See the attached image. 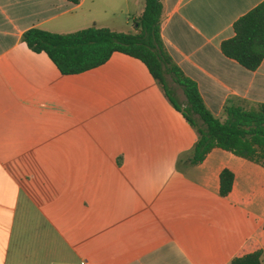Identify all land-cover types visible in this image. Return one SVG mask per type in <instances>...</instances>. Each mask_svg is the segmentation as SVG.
Segmentation results:
<instances>
[{
	"label": "crops",
	"instance_id": "1",
	"mask_svg": "<svg viewBox=\"0 0 264 264\" xmlns=\"http://www.w3.org/2000/svg\"><path fill=\"white\" fill-rule=\"evenodd\" d=\"M263 0H161L173 62L223 118L227 99L264 102V59L220 48ZM144 0H0V264H231L262 249L264 166L212 149L179 156L195 129L139 59L62 74L22 41L30 28L132 33ZM234 174L219 195V174Z\"/></svg>",
	"mask_w": 264,
	"mask_h": 264
},
{
	"label": "trees",
	"instance_id": "2",
	"mask_svg": "<svg viewBox=\"0 0 264 264\" xmlns=\"http://www.w3.org/2000/svg\"><path fill=\"white\" fill-rule=\"evenodd\" d=\"M161 13V0H144L142 13L133 20L132 33L95 26L65 34L30 28L21 39L33 52H44L62 74H78L98 67L113 52L143 62L171 104L197 133L193 147L177 159V167L180 163H201L214 148L264 166V102L229 98L223 106V118L214 116L205 106L196 82L185 76L169 55L160 33ZM232 28L234 34L221 42V52L244 68L255 70L264 59V0L235 20ZM168 74L181 88L184 106L177 103L167 87ZM233 180L229 169L220 172V196L230 193ZM262 252L257 249L235 256L231 264H263Z\"/></svg>",
	"mask_w": 264,
	"mask_h": 264
},
{
	"label": "rangeland",
	"instance_id": "3",
	"mask_svg": "<svg viewBox=\"0 0 264 264\" xmlns=\"http://www.w3.org/2000/svg\"><path fill=\"white\" fill-rule=\"evenodd\" d=\"M166 80L167 87L171 90L172 96L175 98L177 103H179L181 106H184L185 97L179 85L171 79V76L169 74L166 75Z\"/></svg>",
	"mask_w": 264,
	"mask_h": 264
}]
</instances>
